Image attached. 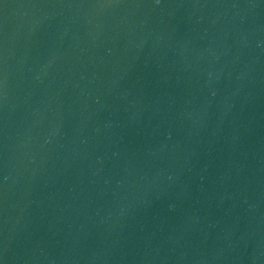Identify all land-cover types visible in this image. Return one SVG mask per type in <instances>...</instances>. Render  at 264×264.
<instances>
[{
  "label": "water",
  "instance_id": "1",
  "mask_svg": "<svg viewBox=\"0 0 264 264\" xmlns=\"http://www.w3.org/2000/svg\"><path fill=\"white\" fill-rule=\"evenodd\" d=\"M0 264H264V0H0Z\"/></svg>",
  "mask_w": 264,
  "mask_h": 264
}]
</instances>
